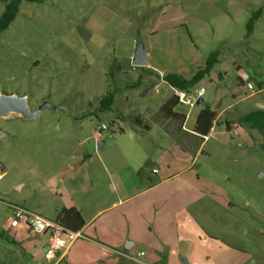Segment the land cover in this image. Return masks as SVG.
<instances>
[{
	"label": "rangeland",
	"instance_id": "1",
	"mask_svg": "<svg viewBox=\"0 0 264 264\" xmlns=\"http://www.w3.org/2000/svg\"><path fill=\"white\" fill-rule=\"evenodd\" d=\"M10 1L0 0V17ZM139 44L148 52L142 67L133 64ZM215 52L216 65L190 93L163 80L191 79ZM202 88L205 105H187ZM177 92L184 123L161 111ZM0 95L26 96L38 113L0 118V264H33L28 246L39 238L11 225V206L56 220L72 190L97 182L107 194L111 161L126 166L121 152L130 150L133 164L141 155L146 165L159 161L150 167L205 195L195 211L227 244L222 264H264V131L238 121L264 111V0H21L0 33ZM206 105L218 117L204 140L194 127ZM187 228L205 232L195 221Z\"/></svg>",
	"mask_w": 264,
	"mask_h": 264
},
{
	"label": "crops",
	"instance_id": "2",
	"mask_svg": "<svg viewBox=\"0 0 264 264\" xmlns=\"http://www.w3.org/2000/svg\"><path fill=\"white\" fill-rule=\"evenodd\" d=\"M99 144L103 149L106 142L99 139ZM134 153L121 152L126 166L111 161L107 194L97 182L68 194L67 208H77L87 225L80 231L83 237L56 264H137L118 252H144L142 259L147 264H185L183 257L188 264H222L221 259L226 256L223 246L226 248L227 244L207 232L203 222H208L209 216L195 211V205L204 201L205 195L199 194L196 184L188 180L176 182L178 174L162 175L159 166L150 167L159 161L149 160L146 165V158L141 155L133 164ZM78 174L79 171L76 177ZM80 193L84 199L77 202L74 195ZM204 206H199L200 211ZM192 221L202 226L203 235L188 230ZM38 236L36 243L28 246L29 258L33 264H46L47 237Z\"/></svg>",
	"mask_w": 264,
	"mask_h": 264
},
{
	"label": "trees",
	"instance_id": "3",
	"mask_svg": "<svg viewBox=\"0 0 264 264\" xmlns=\"http://www.w3.org/2000/svg\"><path fill=\"white\" fill-rule=\"evenodd\" d=\"M21 0H12L7 3V7L5 12L0 17V33L6 30L11 23L15 20L18 9L20 6ZM261 11H259L255 16H253L248 24L247 30L248 35L254 31L255 21L260 15ZM218 53H212L211 56L207 59L206 68L198 71L191 79H185L178 74H169L164 76L163 80L175 90L181 92L190 93L191 89L195 87V85L200 82L207 74H209L210 70L214 68L217 63ZM113 95L109 94L107 97L103 99V101L109 105L113 102ZM181 98L179 95H172L168 101L162 106L161 111L168 118L180 119L184 123L186 121V116L181 115L175 111V108L179 105ZM218 114L215 110L211 108L210 105H206L203 111L197 117L196 124L194 127V133L204 140L208 137L211 131L214 129V126L217 123ZM137 123L141 126L142 119H136ZM239 123L245 124L251 129H256L259 131H264V111L257 110L250 112L241 118H239ZM230 123H227V128H229ZM230 129V128H229ZM140 175L142 170L139 172ZM56 221L59 222L66 230L73 232H80L86 224L82 213L75 207L63 208L56 216Z\"/></svg>",
	"mask_w": 264,
	"mask_h": 264
},
{
	"label": "built area",
	"instance_id": "4",
	"mask_svg": "<svg viewBox=\"0 0 264 264\" xmlns=\"http://www.w3.org/2000/svg\"><path fill=\"white\" fill-rule=\"evenodd\" d=\"M205 93V89L202 88L195 94L189 95L186 98L185 103L190 106H195L198 100L204 97ZM107 129L108 127L105 124L101 125L98 136H101L104 130ZM3 177L4 169L0 164V181L3 179ZM11 208H13V218L11 222L13 227H20L23 225L26 226L25 228L28 232L47 237V245L44 252V259L45 262H47L46 264H56L59 260L63 259L64 255L71 248V246L78 239L83 237L81 232L66 230L63 225H61L56 220H50L35 212L21 207L11 206ZM118 254L137 264H147L145 261H143L144 259H142V257L145 256L144 252H141L137 255H132L125 252H118Z\"/></svg>",
	"mask_w": 264,
	"mask_h": 264
},
{
	"label": "water",
	"instance_id": "5",
	"mask_svg": "<svg viewBox=\"0 0 264 264\" xmlns=\"http://www.w3.org/2000/svg\"><path fill=\"white\" fill-rule=\"evenodd\" d=\"M133 59V64L135 66H146L147 65V59H148V52L144 48L142 44H139L136 48L135 55ZM26 96L18 97V96H6V95H0V118L1 117H8V115L12 113H20L25 119H30L32 117L38 116V113L31 114L29 112L28 103H27ZM198 106H204L205 100L203 98H200L197 102ZM3 135V133L0 131V137ZM105 141H102L104 144ZM98 148L100 149V144L98 145ZM185 264H188L186 260H184Z\"/></svg>",
	"mask_w": 264,
	"mask_h": 264
}]
</instances>
